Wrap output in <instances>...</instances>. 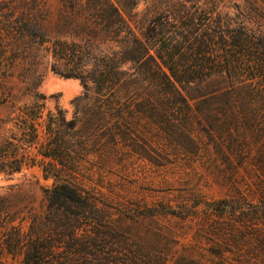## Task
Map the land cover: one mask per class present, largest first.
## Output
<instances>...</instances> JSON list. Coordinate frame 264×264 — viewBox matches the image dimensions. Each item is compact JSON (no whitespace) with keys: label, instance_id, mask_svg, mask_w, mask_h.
Wrapping results in <instances>:
<instances>
[{"label":"rangeland","instance_id":"rangeland-1","mask_svg":"<svg viewBox=\"0 0 264 264\" xmlns=\"http://www.w3.org/2000/svg\"><path fill=\"white\" fill-rule=\"evenodd\" d=\"M184 1L187 16L170 0H139L133 11L147 23L158 17L161 24L171 16L181 24L193 18L202 23L205 0ZM262 3L215 0L214 12L256 31L264 28ZM69 9L61 0H0V142L12 129L23 138L12 120L35 98L42 104L41 118L55 105L71 118L83 86L50 70L48 49L52 39L70 40L77 32L76 21L67 18ZM31 25L37 33L28 30ZM226 84L214 75L198 86L201 96L191 100L193 121L176 122L192 130L190 138L143 120L128 125L118 152L82 155L79 186L121 219L122 232L115 237L123 241L126 264H264V214L252 206L264 183V118L228 116L229 102L218 97ZM37 146L23 142L21 150L30 158ZM53 184L40 155L19 171L0 172L1 218L26 231L44 214V188ZM5 260L18 264L19 257L5 255Z\"/></svg>","mask_w":264,"mask_h":264},{"label":"trees","instance_id":"trees-1","mask_svg":"<svg viewBox=\"0 0 264 264\" xmlns=\"http://www.w3.org/2000/svg\"><path fill=\"white\" fill-rule=\"evenodd\" d=\"M61 1L70 5L67 18L78 26L70 40H51L50 70L78 79L83 93L73 100L70 119L58 105L41 118L36 98L34 105H23L12 120L23 138L12 129L0 142V172L19 171L40 155L45 176L54 180L44 188V214L26 231L0 215V264L5 255L18 256V264H126L123 241L115 237L122 232L121 219L79 186L77 165L94 152L121 150L128 125L143 120L192 137V130L176 122L191 124L196 116L191 100L201 96L198 86L214 75L229 87L218 95L230 104L228 116L264 118V28L255 31L224 19L214 12L215 0H205L202 23L193 18L185 24L175 16L147 23L133 11L139 0H123L121 6L114 0ZM170 1L188 15L184 0ZM250 1H263L264 8V0ZM239 65L255 70H235ZM23 142L38 145L33 157L21 150ZM260 185L252 206L264 214Z\"/></svg>","mask_w":264,"mask_h":264}]
</instances>
